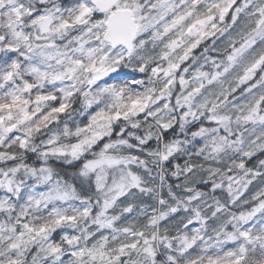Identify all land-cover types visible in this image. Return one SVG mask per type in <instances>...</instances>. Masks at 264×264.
Listing matches in <instances>:
<instances>
[{
  "label": "snow or ice",
  "instance_id": "snow-or-ice-1",
  "mask_svg": "<svg viewBox=\"0 0 264 264\" xmlns=\"http://www.w3.org/2000/svg\"><path fill=\"white\" fill-rule=\"evenodd\" d=\"M0 264H264V0H0Z\"/></svg>",
  "mask_w": 264,
  "mask_h": 264
}]
</instances>
